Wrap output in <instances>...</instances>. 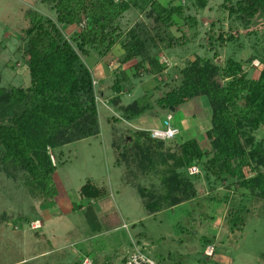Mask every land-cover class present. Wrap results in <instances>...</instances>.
<instances>
[{
	"label": "rangeland",
	"instance_id": "obj_1",
	"mask_svg": "<svg viewBox=\"0 0 264 264\" xmlns=\"http://www.w3.org/2000/svg\"><path fill=\"white\" fill-rule=\"evenodd\" d=\"M173 1L185 6V15L195 16L198 26L191 28L177 18L174 35L185 33L189 41L160 54V60L168 64L161 75L136 77L134 65L138 60L124 62V54L115 53L109 40L98 44L90 56L81 55L92 75L98 122L87 137L48 146L56 166L52 185L57 193L33 191L37 182L27 181V171L20 170L12 177L0 165V264H82L81 255L91 264H123L125 255L137 246L161 264H264V198L246 195V189L232 180L214 177L198 163L176 166L188 138L197 137L201 147L209 146L206 131L211 121L205 103L193 99L171 111L174 125L180 127L176 138L153 140L151 135L153 129L163 127L168 112L157 104V98L171 83H177L188 61L209 57L225 66L233 58L244 64L248 77L258 78L264 68V13L245 25L240 18L229 16L223 8L225 0H206L205 6L196 0ZM150 9L131 7L118 22V31H126L139 21L148 22ZM29 10L56 18V12L43 0H0V86L5 88L30 84L25 54L31 26ZM79 30L70 25L62 32L72 42ZM209 32L215 36L234 33L236 40L224 45L214 41L212 49ZM216 49L219 56L213 58ZM251 56L255 57L249 61ZM124 77L131 82L126 81L118 103H112L117 97L112 89L114 81ZM218 80L226 82L224 77ZM161 81L170 84L161 86ZM145 94L150 96L152 109L137 119H125L120 107ZM134 131L150 134L142 141L156 150L153 159L145 162L144 147L136 145ZM253 134L261 137L262 130ZM125 151L128 157L123 155ZM193 167L198 172L193 174ZM175 176L194 195L169 205L166 202L170 200L164 198ZM88 181L104 193L96 198L82 195L81 187ZM178 193L174 190L173 195ZM153 205L160 207L150 210ZM86 212L93 217V225ZM113 213L121 219L117 226L110 225L115 220ZM234 223L242 228L234 227ZM45 251L46 256L42 254Z\"/></svg>",
	"mask_w": 264,
	"mask_h": 264
},
{
	"label": "trees",
	"instance_id": "obj_2",
	"mask_svg": "<svg viewBox=\"0 0 264 264\" xmlns=\"http://www.w3.org/2000/svg\"><path fill=\"white\" fill-rule=\"evenodd\" d=\"M196 1L201 6L207 4L206 0ZM43 2L53 8L56 18L44 16L37 10L27 12L31 26L27 29L25 54L30 84L11 88L0 86V165L12 177H16L20 170L27 171V181L37 182L31 189L51 195L57 193L52 185L56 166L51 162L48 146L57 147L87 137L98 122L92 75L81 55L90 56L98 44L109 40L111 45L118 44L122 49L124 62L138 60L134 65L136 77L161 75L168 64L160 60V54L189 41L185 33L181 37L174 35L172 28L179 23L177 18L183 19L191 28L198 26V20L195 16L185 15V6L174 4L173 0L168 4L160 0ZM131 7L145 11L150 7L148 22L139 21L126 31H118V22ZM223 8L229 16L240 18L249 25L258 13H264V0H238L236 3L225 0ZM83 21L85 25L81 26ZM70 25L80 29L71 38L75 45L62 32ZM209 33L212 49L214 41L224 45L236 40L234 33L228 36ZM218 56L216 49L213 58ZM254 57L251 56L249 61ZM181 74L177 83H171L157 98V104L167 109L169 114L191 100L199 99L209 108L211 124L206 131L209 146L201 147L197 137L188 138L183 143V156L176 166L181 168L198 163L214 177L232 180L238 187L246 189V195L264 198V68L258 78H250L244 64L233 58L221 66L212 58L198 56L188 61ZM219 77H224L226 82L220 83ZM126 81L131 82L129 77L114 81L112 89L117 97L112 98V103H118ZM160 83L157 90L162 84H170L162 82L160 86ZM149 98L145 94L121 106L124 118L134 120L150 111ZM176 126L180 130L179 125ZM260 130L262 136L257 138L253 132ZM66 132L74 133L66 137ZM132 135L136 145L144 147L145 162L153 159L156 150L147 148L142 141L150 134L134 131ZM123 155L128 157L126 151ZM248 171L254 174L248 176ZM173 174L176 175L175 172ZM179 176L174 177V183L168 184V195L164 199L170 201L166 204L179 203L194 195V192L188 193L186 183ZM174 190L179 192L178 196L173 195ZM81 193L96 198L104 193V189L88 181L81 187ZM159 207L153 205L149 209L157 210ZM87 212L88 221L93 225V217ZM112 215L115 220L110 225L117 226L121 219L116 213ZM241 223L244 224V218ZM234 227L242 228L236 223ZM130 252L123 258V264Z\"/></svg>",
	"mask_w": 264,
	"mask_h": 264
},
{
	"label": "built area",
	"instance_id": "obj_3",
	"mask_svg": "<svg viewBox=\"0 0 264 264\" xmlns=\"http://www.w3.org/2000/svg\"><path fill=\"white\" fill-rule=\"evenodd\" d=\"M85 25V21L81 24V26ZM173 114H167L166 118L163 121V127H158L152 130V137L161 140H170L173 139L178 133L179 128L173 123ZM198 172L197 167L192 168V173ZM36 227V226H35ZM213 251V250H212ZM82 264H91L89 258H84ZM125 264H160L155 259H153L150 255H148L142 247H136L134 250L130 252L127 256Z\"/></svg>",
	"mask_w": 264,
	"mask_h": 264
},
{
	"label": "crops",
	"instance_id": "obj_4",
	"mask_svg": "<svg viewBox=\"0 0 264 264\" xmlns=\"http://www.w3.org/2000/svg\"><path fill=\"white\" fill-rule=\"evenodd\" d=\"M113 49H114V52L117 53V54H124V52L122 51V49L119 47L118 44L115 45ZM119 50H120L121 52H120ZM151 84H152V83L150 82V84H149L150 87H151ZM122 92H123V91H122ZM145 92H146V91H145ZM167 113H168V112H167ZM165 117H166V115H165ZM165 117H164V119H165ZM84 243H85V242H84ZM45 253H48V251H45V252H43L42 254H44V255L46 256ZM33 257H34V256H33ZM35 257H37V256H35ZM81 258H83V259H82V261H83L84 258H86V256L81 255Z\"/></svg>",
	"mask_w": 264,
	"mask_h": 264
}]
</instances>
